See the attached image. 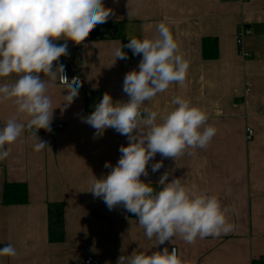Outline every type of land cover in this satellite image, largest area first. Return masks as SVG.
Returning a JSON list of instances; mask_svg holds the SVG:
<instances>
[{
    "label": "crops",
    "instance_id": "1",
    "mask_svg": "<svg viewBox=\"0 0 264 264\" xmlns=\"http://www.w3.org/2000/svg\"><path fill=\"white\" fill-rule=\"evenodd\" d=\"M112 9L107 20L99 24V36L87 38L79 45L67 43L66 56L59 63L72 76L84 79L78 95L66 109L63 95L66 85L51 82L53 118L51 132L40 129L37 136L48 147L34 151L37 142L25 131L11 145H5L8 158L0 162V248L12 244L17 255L0 257V264H87L93 256L97 264H117L120 256L134 250L151 254L168 247L187 264H253L264 257V0H103ZM252 34L244 39L250 54L240 55L237 34L242 22ZM164 22L179 44V51L189 61L185 84L177 83L142 105L160 116L172 110L175 96L204 109L208 125L217 133L206 149L194 155L162 158L159 153L147 166L145 183L158 184L161 176L181 182L209 195H216L227 208L233 231L218 238L211 236L187 244L176 235L171 242L158 245L149 240L138 219L131 217L123 205L109 210L102 198L89 191L94 176L108 174L106 162L116 165L126 136L108 128L102 136L82 122L94 110L105 92L113 102H127L123 92L126 73L138 70L141 56L116 59L115 49L129 35L138 39L158 35ZM118 30L110 35L108 26ZM122 37V38H121ZM214 39L218 56L206 59L204 39ZM57 62H54L55 70ZM42 79L47 80L44 74ZM16 74L0 78V84L11 83ZM18 116L17 106L0 103V128L7 119ZM248 128L254 136L248 138ZM83 163H82V161ZM163 160V166L152 172L151 165ZM25 183L26 204L6 205L3 193L6 183ZM50 209H60L61 228L50 234Z\"/></svg>",
    "mask_w": 264,
    "mask_h": 264
},
{
    "label": "clouds",
    "instance_id": "2",
    "mask_svg": "<svg viewBox=\"0 0 264 264\" xmlns=\"http://www.w3.org/2000/svg\"><path fill=\"white\" fill-rule=\"evenodd\" d=\"M112 9L105 8L103 0H0V78L16 74L11 83L0 84V103L11 101L17 113L27 117L25 123L18 116L7 119L0 128V162L5 161L11 145L25 131L37 142L34 151L48 147L40 140V129L51 132L53 118L52 100L47 95L51 82L66 84L67 95H63V107H69L78 95L80 82L74 77L71 82L65 75V66L59 63L68 52L67 43L79 45L85 41L97 25L104 23ZM158 35L149 39H138L129 35L128 43L115 49L116 59H128L124 48L133 55L141 56L138 70L126 73L123 92L127 102H113L111 95L104 93L95 110L82 122L97 130L102 136L108 128L115 129L127 137V146L121 145V156L116 165L106 162L108 174L97 179L94 176L91 189L94 197L102 198L109 210L118 205L134 214L146 237H153L158 245L179 235L187 244L209 236L218 238L233 231L235 225L227 218L228 209L222 208L216 195H209L188 186L180 178L168 180L165 172L157 187L145 183L147 166L157 153L162 158H177L185 154L194 155L196 149H206L217 133V128L208 125V113L191 101L175 96L172 110L160 116L147 107L159 93L168 90L173 83L185 84L189 61L179 51V44L172 31L161 22ZM56 63L55 70L53 69ZM43 73L42 79L40 74ZM75 85V87H74ZM50 149V148H49ZM82 161V160H81ZM83 163V161H82ZM163 166V160L151 165L152 172ZM17 251L12 244L0 248V257H15ZM117 264H187L177 250L168 247L151 254L135 250L120 256Z\"/></svg>",
    "mask_w": 264,
    "mask_h": 264
},
{
    "label": "trees",
    "instance_id": "3",
    "mask_svg": "<svg viewBox=\"0 0 264 264\" xmlns=\"http://www.w3.org/2000/svg\"><path fill=\"white\" fill-rule=\"evenodd\" d=\"M99 26L97 25L96 28L89 34V38H97L99 36L98 33ZM122 38V37H121ZM123 44L128 43V38H122ZM203 45V53L206 59H212L218 56V49L214 39L205 38ZM123 51L127 53L128 57H135L133 55L132 50L128 48H124ZM154 187H157L159 190L158 184H152ZM28 202V188L25 183H6L4 187L3 193V203L6 205L12 204H26ZM131 217L137 218L134 214L129 212ZM61 219L62 215L60 209L53 210L50 209V225L49 230L50 234L55 233L58 229L61 228ZM253 264H264V257L260 259H256L253 261Z\"/></svg>",
    "mask_w": 264,
    "mask_h": 264
},
{
    "label": "built area",
    "instance_id": "4",
    "mask_svg": "<svg viewBox=\"0 0 264 264\" xmlns=\"http://www.w3.org/2000/svg\"><path fill=\"white\" fill-rule=\"evenodd\" d=\"M252 34V31L251 29L248 28V26L246 25V22H242L239 26V29H238V34H237V44H238V47H239V51H240V55L244 58H247L250 56V54L248 53V51L245 49V44H244V39L248 36ZM65 75L67 76L68 78V81L71 82L72 79L76 76H72L71 73L69 72V70L67 68H65ZM78 78L79 82H80V86L81 87L83 84H84V80L80 77H76ZM59 81V79H58ZM59 83L61 85H66L64 83H61L59 81ZM75 87V85H74ZM254 135V130L252 128H249L248 129V138H252ZM172 248H175L177 250L176 247H172ZM172 250V249H171ZM86 263L87 264H97L98 263V260L95 259L93 256H89L87 259H86Z\"/></svg>",
    "mask_w": 264,
    "mask_h": 264
},
{
    "label": "water",
    "instance_id": "5",
    "mask_svg": "<svg viewBox=\"0 0 264 264\" xmlns=\"http://www.w3.org/2000/svg\"><path fill=\"white\" fill-rule=\"evenodd\" d=\"M108 28L110 29V35L111 36H114L118 30V26L117 25H114V24H110L108 26Z\"/></svg>",
    "mask_w": 264,
    "mask_h": 264
},
{
    "label": "bare ground",
    "instance_id": "6",
    "mask_svg": "<svg viewBox=\"0 0 264 264\" xmlns=\"http://www.w3.org/2000/svg\"><path fill=\"white\" fill-rule=\"evenodd\" d=\"M84 80V79H83ZM249 129V128H248ZM254 136V135H253ZM250 139V138H249Z\"/></svg>",
    "mask_w": 264,
    "mask_h": 264
}]
</instances>
